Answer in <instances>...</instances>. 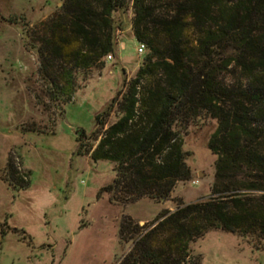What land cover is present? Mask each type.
Wrapping results in <instances>:
<instances>
[{
    "label": "rangeland",
    "instance_id": "1",
    "mask_svg": "<svg viewBox=\"0 0 264 264\" xmlns=\"http://www.w3.org/2000/svg\"><path fill=\"white\" fill-rule=\"evenodd\" d=\"M64 1L0 0V264H119L134 246V241L121 238L120 227L127 219L142 226L145 233L161 220L156 218L162 212L176 211L182 205L221 197L229 201L234 193L263 201V171L244 167L217 176L218 156L208 144L219 119L196 112L189 103L174 108L173 129L182 140L190 176L175 183L170 198H133L114 191L98 197L101 187L113 183L115 163L78 154L77 130L94 131L96 114L113 97H122L147 63L148 49L138 54L140 41L132 26L131 8L115 12L122 25L116 32V52L102 58L105 65L101 68L81 69L78 89L63 108L50 98L48 83L58 77L67 60L50 58L46 70L38 50ZM147 1L159 20L172 18L183 0ZM192 21L186 18L181 36L197 60L187 61L195 73L204 59L197 49L200 30ZM150 23L156 30L155 46L165 49L170 44L168 34L162 26ZM227 55L230 51L214 53L215 58ZM161 73L145 78L142 88L157 87L164 77ZM218 81L234 92L249 89L252 83L247 70L235 62L221 72ZM118 116L115 107L108 124ZM255 124L261 129L264 118ZM249 145L264 157V132ZM10 159L21 170L31 171L29 188L15 190L3 178ZM242 183L261 187H242ZM190 247L192 260L200 264H264V238L259 232L212 228Z\"/></svg>",
    "mask_w": 264,
    "mask_h": 264
},
{
    "label": "trees",
    "instance_id": "2",
    "mask_svg": "<svg viewBox=\"0 0 264 264\" xmlns=\"http://www.w3.org/2000/svg\"><path fill=\"white\" fill-rule=\"evenodd\" d=\"M130 8L135 36L146 44L148 61L122 97H113L96 114L92 133L77 130L78 154L115 163L113 183L101 187L98 197L114 191L166 201L175 183L189 178L182 140L173 129L177 120L174 108L187 103L196 112L219 119L208 144L218 156L217 176L244 167L264 172V157L249 145L264 132V127L255 124L264 118V0H183L172 18L159 20L147 0H65L38 50L45 69L50 58L67 60L58 77L48 83L50 98L64 108L78 89L81 69L105 65L102 58L116 52V32L122 29L114 13ZM186 18L193 20L201 35L197 49L204 62L195 73L187 61L197 60L181 36ZM150 22L168 34L170 44L165 49L155 46L156 30L153 32ZM217 50L231 55L215 58ZM233 62L251 75V88L234 92L218 81ZM159 72L164 77L157 87L142 88L145 78ZM115 107L119 116L108 124ZM5 169L3 178L15 190L30 187V170H20L11 159ZM241 186L261 187L252 183ZM214 191L218 189L214 187ZM233 195L229 201L221 197L164 211L156 218L161 220L145 233L142 226L127 219L120 227L121 238L134 241V246L119 264H200L192 260L190 245L212 228L259 232L264 238V200L254 202Z\"/></svg>",
    "mask_w": 264,
    "mask_h": 264
},
{
    "label": "built area",
    "instance_id": "3",
    "mask_svg": "<svg viewBox=\"0 0 264 264\" xmlns=\"http://www.w3.org/2000/svg\"><path fill=\"white\" fill-rule=\"evenodd\" d=\"M146 52V44L144 42H140L138 45V54L143 55ZM21 170V168L19 167Z\"/></svg>",
    "mask_w": 264,
    "mask_h": 264
}]
</instances>
